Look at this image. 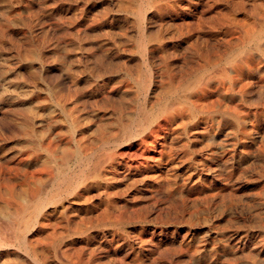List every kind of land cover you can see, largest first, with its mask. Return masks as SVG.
Instances as JSON below:
<instances>
[{"label": "rangeland", "instance_id": "374dc122", "mask_svg": "<svg viewBox=\"0 0 264 264\" xmlns=\"http://www.w3.org/2000/svg\"><path fill=\"white\" fill-rule=\"evenodd\" d=\"M22 1L0 0V128L17 139L12 110L38 112L60 226L29 255L2 232L0 264H264V0Z\"/></svg>", "mask_w": 264, "mask_h": 264}, {"label": "bare ground", "instance_id": "6f19581e", "mask_svg": "<svg viewBox=\"0 0 264 264\" xmlns=\"http://www.w3.org/2000/svg\"><path fill=\"white\" fill-rule=\"evenodd\" d=\"M13 1H15V2H17V4H21V1L22 0H13ZM23 2V1H22ZM24 2H25V0H24ZM36 2V1H35ZM37 2H38V0H37ZM53 2V1H52ZM172 2V1H171ZM15 4V3H14ZM31 4V3H30ZM37 4V3H36ZM144 4V3H143ZM1 5V4H0ZM38 5V4H37ZM30 6V5H29ZM7 7V6H6ZM33 7V6H32ZM2 8H5L4 6L2 7ZM7 8H9V7H7ZM11 8V7H10ZM17 8V7H16ZM31 8V7H30ZM23 9V8H22ZM5 10V9H4ZM3 10V11H4ZM6 10H8V9H6ZM5 10V11H6ZM10 10V9H9ZM0 11H2V10H0ZM8 12H10V11H7V13ZM36 12H37V10H36ZM35 12V13H36ZM1 13V12H0ZM6 13V12H5ZM22 13H23V11L21 10V8L20 9H18V11H17V15L19 16V19L18 20H20V26H18L19 27V33L20 32H22L23 31V25H24V21L22 22ZM27 13V12H26ZM31 13H34L33 11H31ZM11 14H13V13H11ZM36 14H38V13H36ZM26 15V14H25ZM3 16V15H2ZM28 16H29V14H28ZM31 17H32V15H31ZM31 17L29 18V19H31ZM37 17V16H36ZM39 17V16H38ZM146 17V16H145ZM149 17V16H148ZM4 17H0V46L2 45V43L4 42V36H5V33L7 32V30H8V28H9V26H10V23H9V21H6V22H4V19H3ZM16 18V17H15ZM147 18V17H146ZM28 19V20H29ZM37 19V18H36ZM155 19V18H154ZM25 20V19H24ZM149 21V20H148ZM4 22V23H3ZM29 22H30V20H29ZM32 22V21H31ZM151 22V21H150ZM32 24V23H31ZM142 24V23H141ZM28 25V24H27ZM25 26V25H24ZM30 26V25H29ZM28 26V27H29ZM150 26V25H149ZM192 26V25H191ZM27 28V27H26ZM36 28V30H38L37 29V27H35ZM13 29V28H12ZM31 29H33V28H31ZM11 31V30H10ZM9 31V32H10ZM18 31V30H17ZM25 32V31H24ZM28 32H29V29H28ZM256 32V31H255ZM250 34V33H249ZM7 35V34H6ZM22 35H24V34H22ZM25 35H26V33H25ZM21 36V35H20ZM8 37H10L9 35H8ZM7 37V38H8ZM11 38H12V36H11ZM256 38V37H255ZM263 38V37H262ZM7 40V39H6ZM12 40H14V39H12ZM16 40V39H15ZM19 40V39H18ZM261 40V39H260ZM264 40V39H263ZM8 41V40H7ZM6 41V42H7ZM254 41V40H253ZM260 42V41H259ZM9 43V42H8ZM10 43H11V41H10ZM13 43V42H12ZM18 43V42H17ZM20 43V42H19ZM18 43V44H19ZM17 44V45H18ZM247 44V43H246ZM15 45V44H14ZM5 46V45H4ZM152 46V45H151ZM150 46V47H151ZM242 46V45H241ZM250 46V45H249ZM248 46V47H249ZM14 47V46H13ZM149 47V48H150ZM153 47V46H152ZM251 47V46H250ZM3 48V47H2ZM5 49L7 48V47H4ZM3 48V49H4ZM17 48H18V46H17ZM3 49H0V50H3ZM14 49V48H13ZM247 49V48H246ZM11 50V49H10ZM15 50V49H14ZM20 50V49H19ZM22 50H25L24 48H23V46H22ZM234 50V49H233ZM26 51V50H25ZM1 52V51H0ZM15 52V51H14ZM13 52V53H14ZM23 52V51H22ZM234 52V51H233ZM3 53V52H2ZM11 53V52H10ZM12 53V54H13ZM232 53V52H231ZM18 53H16V55H17ZM11 55V54H10ZM14 55V54H13ZM231 55V54H230ZM254 55V54H253ZM4 57V56H3ZM2 56H1V54H0V76L1 77H5V75H7V71H6V69H7V61H4L2 58H3ZM12 57V56H11ZM10 57V58H11ZM252 57V56H251ZM30 58V57H29ZM231 58H232V56H231ZM13 60V59H12ZM15 60V59H14ZM23 60H26V59H24L23 58V55H22V53H20L19 55H18V60H16V61H18L17 62V64H18V67H20L21 65H23L22 63H23ZM251 60V59H250ZM253 60V59H252ZM255 60H256V58H255ZM16 61H14L15 63H16ZM246 62H248V60H245ZM260 61V60H259ZM147 63V62H146ZM208 63V62H207ZM210 63V62H209ZM5 64H6V66H5ZM9 64V63H8ZM17 64H16V66H17ZM245 64H247V63H245ZM10 65V64H9ZM13 65V64H12ZM208 65V64H207ZM232 65V64H231ZM236 65V64H235ZM16 66H15V68H16ZM30 66V65H29ZM28 66V67H29ZM33 66V65H32ZM10 67V66H9ZM13 67V66H12ZM31 67V66H30ZM38 67V66H37ZM6 68V69H5ZM234 69H236V66H235V68ZM238 69V68H237ZM7 70H11V68L10 69H7ZM15 70V69H14ZM21 70V69H20ZM28 70V69H27ZM225 70H227V69H225ZM16 71V70H15ZM18 71V70H17ZM205 71V70H204ZM229 71V70H228ZM236 71V70H235ZM11 72H12V70H11ZM226 72V71H225ZM13 73V72H12ZM17 73V72H16ZM35 73V72H34ZM206 73V72H205ZM38 74V73H37ZM151 74V73H150ZM9 75V74H8ZM36 75V74H35ZM152 75V74H151ZM198 75V74H197ZM24 76V75H23ZM209 76V75H208ZM28 77V76H27ZM40 76H38V78H39ZM203 77V76H202ZM18 78V77H17ZM208 78V77H207ZM4 79V78H3ZM6 79V78H5ZM11 80H12V78H10ZM10 79H8V80H10ZM219 79V78H218ZM14 80V79H13ZM143 80V79H142ZM146 80V79H145ZM225 80V79H224ZM1 81V80H0ZM7 81V80H6ZM5 81V82H6ZM15 81V80H14ZM175 81V80H174ZM198 81V80H197ZM207 81V80H206ZM36 82V81H35ZM39 82V81H38ZM38 82H36V83H38ZM157 82V81H156ZM173 82V81H172ZM201 82H202V78H201ZM103 83V82H102ZM107 83H109V82H107ZM165 83H167V82H165ZM11 84V83H10ZM12 84L14 85V82H12ZM11 84V85H12ZM39 84V83H38ZM98 84H100V83H98ZM122 84V83H121ZM160 83H158V85H159ZM162 84V83H161ZM177 84V83H176ZM184 84V83H183ZM186 84V83H185ZM191 84V83H190ZM214 84V83H213ZM2 85V84H1ZM9 85V84H8ZM23 85V84H22ZM36 85V84H35ZM101 85H103V84H101ZM127 85V84H126ZM169 85V84H168ZM189 85V84H188ZM196 85V84H195ZM200 85V84H199ZM211 85H212V83H211ZM10 86V85H9ZM42 86V85H41ZM94 86V85H93ZM109 86H110V84H109ZM113 86V85H112ZM116 86V85H115ZM117 86H119V85H117ZM116 86V87H117ZM128 86V85H127ZM130 86V85H129ZM181 86V85H180ZM180 86H179V88H180ZM220 86H222V85H220ZM219 86V87H220ZM0 87H2L3 88V86H0ZM11 87V86H10ZM99 87H101V86H99ZM176 87V86H175ZM178 87V86H177ZM195 87V86H194ZM194 87H192V88H194ZM199 87V86H198ZM197 87V88H198ZM225 87H228V86H225ZM13 87H11V89H12ZM15 88H18L17 87V84H15L14 85V90H15ZM36 88V87H35ZM88 88V87H87ZM87 88H85V89H87ZM104 88V87H103ZM120 88V87H119ZM126 88V87H125ZM131 88V87H130ZM158 88V87H157ZM169 88V87H168ZM185 88H187V87H185ZM184 88V89H185ZM4 89V88H3ZM117 89H118V87H117ZM182 89V88H181ZM208 89V88H207ZM222 89V88H221ZM6 90V89H5ZM8 90V89H7ZM13 90V89H12ZM12 90H9V91H11L12 92ZM19 90H21V89H19ZM90 90V89H89ZM99 90H100V88H99ZM104 90V89H103ZM121 90V89H120ZM186 90V89H185ZM208 90H210V89H208ZM24 91H25V89H24ZM31 92L30 93H32L33 91L32 90H30ZM86 91V90H85ZM91 91V90H90ZM102 91V90H101ZM100 91V92H101ZM125 91V90H124ZM167 91H169V90H167ZM167 91H166V93H167ZM183 92H184V90H182ZM194 91V90H193ZM2 92V91H1ZM8 91H6V92H4V93H7ZM11 92H9V93H11ZM15 92V91H14ZM19 92V91H18ZM29 92V91H28ZM80 92H81V90H80ZM95 92H97V91H95ZM94 92V93H95ZM107 92V91H106ZM127 92V91H126ZM128 92H131V91H128ZM180 92V91H179ZM178 92V93H179ZM203 92V91H202ZM27 93V92H26ZM30 93H28L29 95H31ZM33 93H35V91L33 92ZM82 93V92H81ZM84 93V92H83ZM132 93V92H131ZM185 93V92H184ZM188 93V92H187ZM201 93V92H200ZM13 94V93H12ZM18 94V93H17ZM21 91H20V96H21ZM96 94V93H95ZM108 94H109V92H108ZM121 94H122V92H121ZM149 94V93H148ZM6 95V94H5ZM4 95V96H5ZM11 95V94H10ZM24 95V94H23ZM27 95V94H26ZM84 95V94H83ZM125 95V94H124ZM127 95V94H126ZM129 95V94H128ZM135 95V94H134ZM185 95V94H184ZM190 95H191V93H190ZM193 95V94H192ZM201 95V94H200ZM207 95V94H206ZM1 96V95H0ZM28 96V95H27ZM27 96H26V98H27ZM109 96V95H108ZM107 96V97H108ZM177 96V95H176ZM21 97H25V96H21ZM110 97V96H109ZM126 97V96H125ZM128 97V96H127ZM166 97H167V95H166ZM190 97V96H189ZM102 98V97H101ZM106 98V97H105ZM128 98H130V96L128 97ZM136 98V97H135ZM153 98V97H152ZM31 99V98H30ZM41 99V98H40ZM44 99V98H43ZM106 99H108V98H106ZM110 99V98H109ZM148 99V98H147ZM166 99V98H165ZM164 99V100H165ZM170 99V98H169ZM190 99H191V97H190ZM33 99H31V101H32ZM42 100V99H41ZM130 100V99H129ZM133 100V99H132ZM160 100V99H159ZM184 100V99H183ZM26 101H27V99H26ZM131 101V100H130ZM150 101V100H149ZM153 101V100H152ZM166 101V100H165ZM168 101H170V100H168ZM211 101V100H210ZM24 102H25V100L24 99H20V104H24ZM33 102V101H32ZM61 102V101H60ZM106 102H108L107 100H106ZM156 102V101H155ZM160 102V101H159ZM185 102H186V100H185ZM188 102V101H187ZM205 102V101H204ZM207 102V101H206ZM35 103H36V100H35ZM43 103V102H42ZM153 104H154V102H152ZM157 103V102H156ZM164 103V102H163ZM191 103V102H190ZM197 103H198V101H197ZM209 103V102H208ZM14 104H16V103H14ZM39 104V103H38ZM37 103H36V105H38ZM68 104V103H67ZM147 104H148V102H147ZM193 104H194V100H193ZM198 104H202L201 102L200 103H198ZM210 104H212L211 102H210ZM29 105H31V104H29ZM29 105H28V107H29ZM123 105V104H122ZM199 105V107H201ZM208 105V104H207ZM21 106V105H20ZM24 106H26V105H24ZM40 106V105H39ZM43 106V105H42ZM72 106V105H71ZM109 106V105H108ZM195 106V105H194ZM209 106V105H208ZM211 106V105H210ZM213 106V105H212ZM9 107V106H8ZM37 107V106H36ZM68 107V106H67ZM150 107V106H149ZM153 107H155V106H153ZM152 107V108H153ZM158 107V106H157ZM24 108V107H23ZM26 108V107H25ZM32 108V107H31ZM31 108H30V111H31ZM34 108V107H33ZM108 108H110V106L108 107ZM40 109V108H39ZM49 109V108H48ZM154 109V108H153ZM194 109H195V107H194ZM199 109H203V108H199ZM208 109V108H207ZM214 109V108H213ZM229 109V108H228ZM36 110V109H35ZM38 110V109H37ZM44 110V109H43ZM49 110H51V109H49ZM67 110V109H66ZM65 110V111H66ZM133 110H135L134 108H133ZM185 110H186V108H185ZM205 110V109H204ZM210 110V109H209ZM13 114L15 115V116H18V117H22V119H26L25 121H29V123L31 124H29V123H27V124H23V125H21L20 124V126L21 127H19V131H18V138L17 139H15L13 136H11V134H9L8 135V133H6L4 130H2L1 128H0V248H9V247H13V244H14V242H13V244H12V242H11V239H6V238H4L2 235V232H6V233H8V234H16V235H18V237L21 239V242H20V246H19V249L20 250H23V252H25L27 255H29V253H28V244H29V242H30V244H32L33 242H34V244L36 243V244H40L41 242H42V240H43V237H44V235L48 232V231H50V233H49V235H48V238L51 240V245H53L54 244V240H55V237H54V235H55V231H56V226L58 225L57 224V220H56V217H55V215H56V212H57V207H56V205L55 204H57V202L55 201V197L53 196V199L51 200V201H47V202H45V200L43 201V199H42V197H41V192H44V189H45V187L47 186V188L49 187V189L51 190V192H56V181H57V176H56V172H57V168H56V155L54 156V150H53V147L52 146H48V147H46L45 148V150H47V151H49V153L51 154V156H50V160L48 161V159L46 160V159H44L43 158V150H44V146H43V142H42V132H41V130H40V127H38V124H40L41 122H39L38 121V119H40L39 117H38V112L36 111V112H32L33 114L31 115L30 113V111H25V109H22V107L21 108H19V107H16V108H14L13 110ZM42 111V110H41ZM41 111H40V113H41ZM62 111V110H61ZM196 111V110H195ZM211 112H212V110H210ZM226 111H228V110H226ZM30 112V113H29ZM151 112V111H150ZM153 112V111H152ZM203 112V111H202ZM231 112H233L232 110H231ZM12 113V112H11ZM127 113V112H126ZM133 113V112H132ZM154 113V112H153ZM152 113V114H153ZM180 113V112H179ZM258 113H260V112H258ZM30 114V115H29ZM155 114V113H154ZM178 114V113H177ZM187 114V113H186ZM13 115V116H14ZM40 115V114H39ZM42 115V114H41ZM40 115V116H41ZM118 115L120 116V114L118 113ZM124 115V114H123ZM257 115V114H256ZM261 115V114H260ZM10 116V115H9ZM125 116V115H124ZM152 116V115H151ZM156 116V115H155ZM159 116V115H158ZM180 116V115H179ZM188 117H189V115H187ZM199 116V115H198ZM202 116V115H201ZM243 116V115H242ZM253 116H255V115H253ZM17 117V118H18ZM183 117V116H182ZM181 117V118H182ZM256 117V116H255ZM76 118V117H75ZM132 118V117H131ZM134 118V117H133ZM133 118H132V120H133ZM167 118V117H166ZM184 118V117H183ZM3 119V118H2ZM14 119V118H13ZM18 119H20V118H18ZM21 119V120H22ZM77 119V118H76ZM170 118H168V120H169ZM173 119V118H172ZM206 119V118H205ZM4 120V119H3ZM41 120H43L42 118H41ZM112 120H114V119H112ZM166 120V119H165ZM181 120V119H180ZM191 120V119H190ZM189 120V121H190ZM7 121V120H6ZM77 121V120H76ZM79 121V120H78ZM152 121H154V120H152ZM200 121V120H199ZM4 122V121H3ZM13 122V121H12ZM17 122V121H16ZM67 122V121H66ZM109 122V121H108ZM111 122H113V121H111ZM126 122V121H125ZM155 122H156V120H155ZM15 123V122H14ZM21 123V122H20ZM150 123V122H149ZM190 123H192V122H190ZM1 124V123H0ZM3 124V123H2ZM77 124H79V123H77ZM124 124V123H123ZM156 124V123H155ZM185 124H186V122H185ZM169 125V124H168ZM193 125V124H192ZM197 125V124H196ZM11 126V125H10ZM17 126V125H16ZM19 126V125H18ZM107 126V125H106ZM172 126V125H171ZM45 127V126H44ZM109 127H111V126H109ZM116 127V126H115ZM42 128H43V126H42ZM51 128V127H50ZM49 128V129H50ZM191 128V127H190ZM4 129H6L5 127H4ZM55 129V128H54ZM58 129V128H57ZM74 129V128H73ZM109 129V128H108ZM112 129V128H111ZM114 129V128H113ZM112 129V130H113ZM166 129V128H165ZM171 129V128H170ZM174 129V128H173ZM179 129V128H178ZM177 129V130H178ZM115 130V129H114ZM150 130H151V128H150ZM149 130V131H150ZM168 130V129H167ZM174 130H176V129H174ZM193 130V129H192ZM58 131H60V130H58ZM77 131V130H76ZM101 131H102V129H101ZM103 131H105L104 129H103ZM102 131V132H103ZM108 131H110V129L108 130ZM51 132V131H50ZM78 132V131H77ZM95 132V131H94ZM151 132V131H150ZM196 132H197V130H196ZM46 133V132H45ZM45 133H43V134H45ZM54 133V132H53ZM92 133V132H91ZM96 133V132H95ZM95 133H92V135L94 134L95 135ZM114 133V132H113ZM112 133V134H113ZM115 133H117L116 131H115ZM166 133H168V132H166ZM175 133V132H174ZM191 133H192V131H191ZM194 133V132H193ZM60 134V133H59ZM82 134V133H81ZM100 134V133H99ZM164 134V133H163ZM171 134V133H170ZM173 134V133H172ZM55 135V134H54ZM61 135V134H60ZM63 135V134H62ZM76 135H78V134H76ZM147 135H150V134H147ZM166 135V134H165ZM176 135V134H175ZM181 135V134H180ZM56 136H58L57 134H56ZM97 136H99V135H97ZM97 136H96V139H98L97 138ZM110 136V135H109ZM112 136V135H111ZM151 136V135H150ZM174 136V135H173ZM176 136H178V135H176ZM51 137H53V136H51ZM100 137V136H99ZM106 137V136H105ZM168 137H169V135H168ZM167 137V138H168ZM178 137H180V136H178ZM61 138V137H60ZM107 138V137H106ZM140 138V137H139ZM152 138H154V137H152ZM195 138V137H194ZM49 139V138H48ZM55 140L57 139L56 137L54 138ZM111 139V138H110ZM141 139V138H140ZM161 139V138H160ZM45 141H46V139H44ZM156 140V139H155ZM154 140V141H155ZM168 140V139H167ZM181 140V139H180ZM50 141H51V139H50ZM135 141V140H134ZM137 141V140H136ZM141 141V140H140ZM149 141V140H148ZM164 141V140H163ZM178 141V140H177ZM176 141V142H177ZM74 142V141H73ZM141 142H143V141H141ZM158 142V141H157ZM165 142H166V140H165ZM174 142H175V140H174ZM173 142V143H174ZM180 142V141H179ZM178 142V143H179ZM45 143V142H44ZM58 143V142H57ZM81 142H79V144H80ZM115 143H117V142H115ZM123 143V142H122ZM121 143V144H122ZM136 143V142H135ZM181 143V142H180ZM68 144H69V142H68ZM113 144V143H112ZM111 144V145H112ZM119 144V143H118ZM151 144V143H150ZM53 145V144H52ZM104 145V144H103ZM107 145H110V143L109 144H107ZM129 145H131V144H129ZM161 145V144H160ZM163 145V144H162ZM53 146H60V145H58V144H54ZM72 146V145H71ZM112 146H115V145H112ZM121 146V145H120ZM134 146V145H133ZM145 146V145H144ZM152 146V145H151ZM165 145H163L162 147H164ZM178 146V145H177ZM67 147V146H66ZM75 147V146H74ZM83 147V146H82ZM109 147V146H108ZM111 147V146H110ZM123 147V146H122ZM96 148V147H95ZM105 148H106V146H105ZM177 148V147H176ZM176 148H173V149H176ZM58 149V148H57ZM93 149V148H92ZM124 149V148H123ZM128 149H129V147H128ZM133 149V148H132ZM172 149V148H171ZM60 150V149H59ZM63 150V149H62ZM65 150V149H64ZM94 150V149H93ZM93 150H91L92 152H93ZM99 150V149H98ZM122 150V149H121ZM131 150V149H130ZM138 150V149H137ZM149 150V149H148ZM57 151V150H56ZM77 151V150H76ZM125 151V150H124ZM154 151V150H153ZM161 151V150H160ZM165 151V150H164ZM114 152V151H113ZM112 152V153H113ZM123 152V151H122ZM127 152V151H126ZM156 152H158V151H156ZM163 152V151H162ZM86 153V152H85ZM89 153H91L90 151H89ZM96 153V152H95ZM119 153V152H118ZM130 153H131V151H130ZM139 153V152H138ZM147 153V152H146ZM93 154V153H92ZM120 154V153H119ZM124 154V153H123ZM127 154V153H126ZM45 155H47V154H45ZM88 155V154H87ZM131 155V154H130ZM158 155V154H157ZM49 156V155H48ZM76 156V155H75ZM91 156V155H90ZM149 156V155H148ZM172 156V155H171ZM86 157V156H85ZM84 157V158H85ZM88 157V156H87ZM86 157V158H87ZM92 157V156H91ZM94 157V156H93ZM122 157V156H121ZM127 157V156H126ZM154 157V156H153ZM168 157V156H167ZM170 157V156H169ZM85 158V159H86ZM125 158V157H124ZM135 158H137V157H135ZM165 158V157H164ZM163 158V159H164ZM84 159V160H85ZM88 159H90L89 157H88ZM119 159V158H118ZM132 159V158H131ZM158 159H161V157L160 158H158ZM45 160H46V163L48 162V166L45 164ZM83 160V161H84ZM90 160H92V159H90ZM121 160V159H120ZM154 160V159H153ZM152 160V161H153ZM60 161V160H59ZM119 161V160H118ZM128 161V160H127ZM133 161V160H132ZM145 161V160H144ZM148 160H146V162H147ZM155 161V160H154ZM73 162V161H72ZM103 162V161H102ZM122 162H124V161H122ZM129 162V161H128ZM127 162V163H128ZM138 162V161H137ZM158 162H159V160H158ZM157 162V163H158ZM116 163V162H115ZM126 163V162H125ZM127 163H126V165H127ZM120 164H121V162H120ZM89 165V164H88ZM115 165V164H114ZM134 165V164H133ZM75 166V165H74ZM112 166V165H111ZM119 166V165H118ZM132 166V165H131ZM137 166H140V165H137ZM88 167V166H87ZM110 167V166H109ZM113 167V166H112ZM120 168V167H119ZM126 168V167H125ZM134 168H135V166H134ZM108 169V168H107ZM138 169H140L139 167H138ZM133 170V169H132ZM135 170V169H134ZM85 171V170H84ZM120 171V170H119ZM126 172V171H125ZM108 173V172H107ZM106 173V174H107ZM112 173H113V171H112ZM104 174V173H103ZM65 175V174H64ZM82 175V174H81ZM105 175V174H104ZM128 175H130L131 176V174H128ZM103 176V175H102ZM107 176V175H106ZM46 178H47V180H46ZM60 177H58V179H59ZM82 179H83V177H81ZM132 178V177H131ZM70 179V178H69ZM107 179H109V178H107ZM106 179V180H107ZM136 179V178H135ZM119 179H117V180H113V182L114 181H118ZM123 180H124V178H123ZM69 181V180H68ZM127 181V180H126ZM110 182V181H109ZM65 183V182H64ZM119 184V183H118ZM128 184H130V183H128ZM127 184V185H128ZM133 184V183H132ZM64 185V184H63ZM62 185V186H63ZM74 186V185H73ZM101 186V185H100ZM130 186V185H129ZM128 186V187H129ZM102 187V186H101ZM86 188H88V186L86 187ZM99 188V187H98ZM48 189V190H49ZM73 190V189H72ZM85 190V189H84ZM99 191V190H98ZM113 191H114V189H113ZM100 192V191H99ZM102 192V191H101ZM108 192V191H107ZM112 192V191H111ZM71 193V192H70ZM70 195V194H69ZM83 195V194H82ZM87 195V194H86ZM48 196H49V194H48ZM92 196V195H91ZM45 197V196H44ZM67 197V196H66ZM78 198V197H77ZM84 198H86V197H84ZM57 199V198H56ZM62 199V198H61ZM83 199V198H82ZM101 199V198H100ZM59 201V200H58ZM81 202V201H80ZM79 202V203H80ZM68 203V202H67ZM76 203H77V199H76ZM82 203H84V202H82ZM31 204H33V211H32V214L28 217V215H29V206L31 205ZM86 204H88V203H86ZM65 205V204H64ZM77 205H78V203H77ZM84 205H85V203H84ZM83 205V206H84ZM92 205V204H91ZM48 206H54V207H50L47 211V213H46V215L44 214V208H46V207H48ZM73 206V205H72ZM79 206H81V205H79ZM88 206V205H87ZM90 206V205H89ZM65 207H66V205H65ZM91 207V206H90ZM94 207V206H93ZM72 208V207H71ZM85 208H87V207H85ZM47 209V208H46ZM45 209V210H46ZM91 209V208H90ZM93 209V208H92ZM90 211V210H89ZM107 211V210H106ZM92 212H93V210H92ZM68 213V212H67ZM75 213V212H74ZM94 213V212H93ZM104 213H105V211H104ZM95 214V213H94ZM94 214H92V216L91 217H94L93 215ZM101 215L103 214V213H100ZM112 214V213H111ZM68 215V214H67ZM100 215V216H101ZM75 216V215H74ZM116 216V215H115ZM71 217V216H70ZM85 217V216H84ZM87 217V216H86ZM98 217V216H97ZM112 217V216H111ZM75 218V217H74ZM96 218V217H95ZM114 218V217H113ZM59 219H61V218H59ZM70 219V218H69ZM83 219V218H82ZM88 219V218H87ZM92 219H94V218H92ZM101 219V218H100ZM100 219H99V221H100ZM110 219H112V218H110ZM115 219V218H114ZM63 220V219H62ZM75 220H77V219H75ZM89 220V219H88ZM95 220H98L97 218L95 219ZM105 220H106V218H105ZM118 220V218L116 219V221ZM70 221V220H69ZM69 221H68V223H69ZM72 221V220H71ZM93 221V220H92ZM107 221V220H106ZM110 221V220H109ZM108 221V222H109ZM119 221V220H118ZM87 222V221H86ZM94 222V221H93ZM93 222H92V224H93ZM98 222V221H97ZM74 223V222H73ZM75 223H76V221H75ZM79 223V222H78ZM99 223H101V222H99ZM106 223V222H105ZM70 224V223H69ZM77 224V223H76ZM83 224V223H82ZM94 224H96V222L94 223ZM98 224V223H97ZM73 225V224H72ZM100 225V224H99ZM110 225V224H109ZM112 225V224H111ZM60 225H58V227H59ZM79 225H77V227H78ZM85 226V225H84ZM89 226V225H88ZM95 226H97V225H95ZM116 228V227H115ZM83 229H85V228H83ZM80 230H81V226H80ZM76 231H77V229H76ZM83 231V230H82ZM67 232V231H66ZM58 233V232H57ZM57 233H56V235H57ZM64 233V232H63ZM62 233V234H63ZM106 233V232H105ZM107 233H108V231H107ZM7 234V235H8ZM62 234H61V236H62ZM89 234V233H88ZM111 234V233H110ZM110 234H108V235H110ZM94 235V234H93ZM58 236H59V233H58ZM114 237V236H113ZM60 238V237H59ZM76 238V237H75ZM74 239V238H73ZM85 239V238H84ZM87 239V238H86ZM68 241V240H67ZM16 244V243H15ZM33 245V244H32ZM33 247H34V245H33ZM53 249H54V247H52ZM14 249V248H13ZM11 250V249H10ZM71 250V249H70ZM46 251H48V250H46ZM69 251V250H68ZM50 252V251H49ZM56 252V251H55ZM54 255V254H53ZM7 256V255H6ZM24 256V255H23ZM50 256V255H49ZM1 257V256H0ZM15 257V256H14ZM29 257V256H28ZM13 258V257H12ZM3 259V258H2ZM30 260H32V259H30ZM32 262L34 263V261L32 260ZM14 263V262H13ZM35 264V263H34Z\"/></svg>", "mask_w": 264, "mask_h": 264}]
</instances>
